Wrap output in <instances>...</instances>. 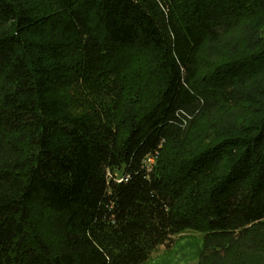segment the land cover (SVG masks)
Instances as JSON below:
<instances>
[{
    "label": "trees",
    "instance_id": "16d2710c",
    "mask_svg": "<svg viewBox=\"0 0 264 264\" xmlns=\"http://www.w3.org/2000/svg\"><path fill=\"white\" fill-rule=\"evenodd\" d=\"M182 235L264 264V0H0V264Z\"/></svg>",
    "mask_w": 264,
    "mask_h": 264
},
{
    "label": "rangeland",
    "instance_id": "374dc122",
    "mask_svg": "<svg viewBox=\"0 0 264 264\" xmlns=\"http://www.w3.org/2000/svg\"><path fill=\"white\" fill-rule=\"evenodd\" d=\"M153 162V161H152ZM188 234H192L187 232ZM188 236H175L168 244L157 246L145 264H192L196 260ZM188 241V242H187Z\"/></svg>",
    "mask_w": 264,
    "mask_h": 264
},
{
    "label": "built area",
    "instance_id": "2783aa9c",
    "mask_svg": "<svg viewBox=\"0 0 264 264\" xmlns=\"http://www.w3.org/2000/svg\"><path fill=\"white\" fill-rule=\"evenodd\" d=\"M152 158H150V157H148L147 159H146V163L148 164V165H150V163L152 162Z\"/></svg>",
    "mask_w": 264,
    "mask_h": 264
}]
</instances>
